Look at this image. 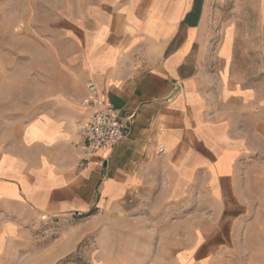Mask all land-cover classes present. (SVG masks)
<instances>
[{
	"label": "crops",
	"instance_id": "0c3cea01",
	"mask_svg": "<svg viewBox=\"0 0 264 264\" xmlns=\"http://www.w3.org/2000/svg\"><path fill=\"white\" fill-rule=\"evenodd\" d=\"M209 2L103 0L88 14L86 82L125 120L126 135L87 156L78 129L93 108L83 103L80 123L40 114L16 142L1 144L2 254L20 232L12 210L85 216L135 195L158 167L170 170L182 216L211 220L192 226L190 235L180 224L154 256L137 253L131 264H264V103L249 87L224 85V68L211 73L219 60L228 64L232 35L227 30L215 44ZM209 80L226 100H239L236 116L211 118ZM187 201L195 202L190 212Z\"/></svg>",
	"mask_w": 264,
	"mask_h": 264
},
{
	"label": "rangeland",
	"instance_id": "374dc122",
	"mask_svg": "<svg viewBox=\"0 0 264 264\" xmlns=\"http://www.w3.org/2000/svg\"><path fill=\"white\" fill-rule=\"evenodd\" d=\"M101 1L0 0V145L16 142L22 126L40 114L81 122L82 38L88 14ZM209 16L215 44L227 30L232 35L228 64L222 67L219 60L211 73L224 68V85L249 87L264 103V0H210ZM212 82L206 90L211 118L236 116L239 100H226ZM150 175L149 184L118 206L85 216L48 218L12 210L18 214L10 221L20 232L11 234L4 254L0 248V264H131L137 253L154 256V248L177 235L180 224L190 235L192 226L210 222L182 216L170 170L156 167ZM194 203L186 202L188 212Z\"/></svg>",
	"mask_w": 264,
	"mask_h": 264
},
{
	"label": "built area",
	"instance_id": "2783aa9c",
	"mask_svg": "<svg viewBox=\"0 0 264 264\" xmlns=\"http://www.w3.org/2000/svg\"><path fill=\"white\" fill-rule=\"evenodd\" d=\"M84 105L92 107L90 114L80 123L78 136L81 148L87 156L94 153L105 143H115L126 135V122L118 111L110 105L97 85L88 80L85 84ZM163 147L158 144L156 154H161ZM102 161H98L101 165Z\"/></svg>",
	"mask_w": 264,
	"mask_h": 264
}]
</instances>
